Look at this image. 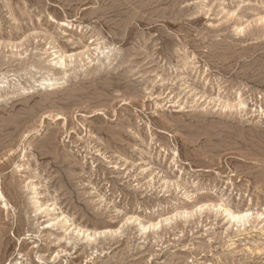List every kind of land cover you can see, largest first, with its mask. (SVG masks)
<instances>
[{
  "label": "rangeland",
  "instance_id": "rangeland-1",
  "mask_svg": "<svg viewBox=\"0 0 264 264\" xmlns=\"http://www.w3.org/2000/svg\"><path fill=\"white\" fill-rule=\"evenodd\" d=\"M0 264H264V0H0Z\"/></svg>",
  "mask_w": 264,
  "mask_h": 264
},
{
  "label": "bare ground",
  "instance_id": "bare-ground-1",
  "mask_svg": "<svg viewBox=\"0 0 264 264\" xmlns=\"http://www.w3.org/2000/svg\"><path fill=\"white\" fill-rule=\"evenodd\" d=\"M62 60H64V58L62 56H60L59 61H62ZM245 216H246V214L242 215V216H236L235 219L240 220V219H242Z\"/></svg>",
  "mask_w": 264,
  "mask_h": 264
}]
</instances>
